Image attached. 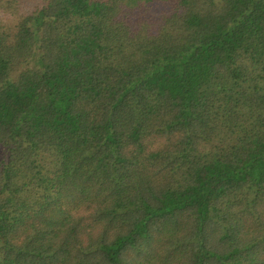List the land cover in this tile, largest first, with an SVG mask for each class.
<instances>
[{"label":"trees","instance_id":"trees-1","mask_svg":"<svg viewBox=\"0 0 264 264\" xmlns=\"http://www.w3.org/2000/svg\"><path fill=\"white\" fill-rule=\"evenodd\" d=\"M0 264H264V0H0Z\"/></svg>","mask_w":264,"mask_h":264}]
</instances>
